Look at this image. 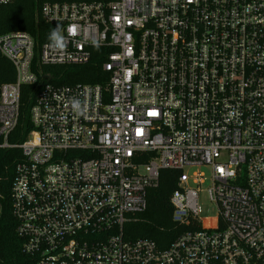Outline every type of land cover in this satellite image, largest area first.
Listing matches in <instances>:
<instances>
[{
  "label": "built area",
  "instance_id": "1",
  "mask_svg": "<svg viewBox=\"0 0 264 264\" xmlns=\"http://www.w3.org/2000/svg\"><path fill=\"white\" fill-rule=\"evenodd\" d=\"M40 17L60 29L38 51L26 32L0 36L15 69L0 150H22L12 211L32 264H264V0L46 3ZM93 49L104 83L40 82ZM25 86L34 128L12 143ZM166 169L180 172L171 203L186 229L160 249L124 225Z\"/></svg>",
  "mask_w": 264,
  "mask_h": 264
},
{
  "label": "trees",
  "instance_id": "2",
  "mask_svg": "<svg viewBox=\"0 0 264 264\" xmlns=\"http://www.w3.org/2000/svg\"><path fill=\"white\" fill-rule=\"evenodd\" d=\"M109 0H15L0 5V36L11 32H26L36 44L37 51L58 34L60 27L45 23L40 11L46 3H81ZM101 49H93L94 59L86 66L62 67L44 66L41 68V83L55 85L99 84L108 75L102 69ZM38 60V54L35 62ZM15 80L12 63L0 53V87ZM34 87L22 88L20 124L12 143H22L33 130L31 108L36 92ZM22 159L21 149L0 150V264H32L33 259L24 253V241L16 232L17 221L12 211L11 188L15 175V164ZM180 172L162 170L159 184L147 193V208L135 215V220L124 225V235L129 240L140 238L153 240L158 248L167 249L186 229L173 220L174 208L171 196L178 188Z\"/></svg>",
  "mask_w": 264,
  "mask_h": 264
},
{
  "label": "rangeland",
  "instance_id": "3",
  "mask_svg": "<svg viewBox=\"0 0 264 264\" xmlns=\"http://www.w3.org/2000/svg\"><path fill=\"white\" fill-rule=\"evenodd\" d=\"M208 188H209V184H206L205 186H203V189H208ZM201 202L203 204L205 217H213L216 215L217 208L214 204H212L209 201L206 193L201 195ZM205 225H210V222L205 220Z\"/></svg>",
  "mask_w": 264,
  "mask_h": 264
}]
</instances>
